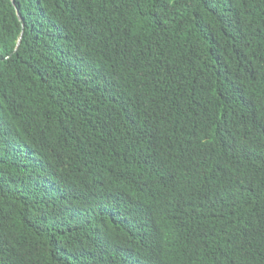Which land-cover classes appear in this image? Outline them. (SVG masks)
I'll return each mask as SVG.
<instances>
[{
    "label": "trees",
    "instance_id": "obj_1",
    "mask_svg": "<svg viewBox=\"0 0 264 264\" xmlns=\"http://www.w3.org/2000/svg\"><path fill=\"white\" fill-rule=\"evenodd\" d=\"M0 264H264V0H0Z\"/></svg>",
    "mask_w": 264,
    "mask_h": 264
},
{
    "label": "water",
    "instance_id": "obj_2",
    "mask_svg": "<svg viewBox=\"0 0 264 264\" xmlns=\"http://www.w3.org/2000/svg\"><path fill=\"white\" fill-rule=\"evenodd\" d=\"M13 4H15L14 1H13Z\"/></svg>",
    "mask_w": 264,
    "mask_h": 264
}]
</instances>
